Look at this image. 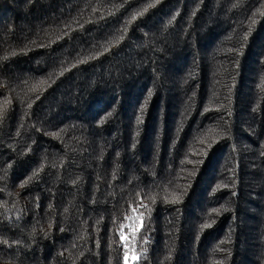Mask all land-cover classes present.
Returning a JSON list of instances; mask_svg holds the SVG:
<instances>
[{"label": "trees", "instance_id": "obj_1", "mask_svg": "<svg viewBox=\"0 0 264 264\" xmlns=\"http://www.w3.org/2000/svg\"><path fill=\"white\" fill-rule=\"evenodd\" d=\"M0 113V264H264V0H0Z\"/></svg>", "mask_w": 264, "mask_h": 264}, {"label": "snow or ice", "instance_id": "obj_2", "mask_svg": "<svg viewBox=\"0 0 264 264\" xmlns=\"http://www.w3.org/2000/svg\"><path fill=\"white\" fill-rule=\"evenodd\" d=\"M0 115H2V113H0ZM177 199H178V197H177ZM127 256H128V254L125 253V260H126V261H127ZM134 259H136V257H134Z\"/></svg>", "mask_w": 264, "mask_h": 264}]
</instances>
